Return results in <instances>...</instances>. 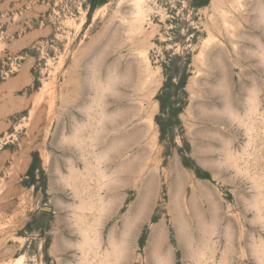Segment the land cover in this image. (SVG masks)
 I'll return each mask as SVG.
<instances>
[{
    "label": "rangeland",
    "instance_id": "obj_1",
    "mask_svg": "<svg viewBox=\"0 0 264 264\" xmlns=\"http://www.w3.org/2000/svg\"><path fill=\"white\" fill-rule=\"evenodd\" d=\"M0 116V264H264V0H0Z\"/></svg>",
    "mask_w": 264,
    "mask_h": 264
},
{
    "label": "crops",
    "instance_id": "obj_2",
    "mask_svg": "<svg viewBox=\"0 0 264 264\" xmlns=\"http://www.w3.org/2000/svg\"><path fill=\"white\" fill-rule=\"evenodd\" d=\"M2 121H3V118L0 116V123H3Z\"/></svg>",
    "mask_w": 264,
    "mask_h": 264
},
{
    "label": "trees",
    "instance_id": "obj_3",
    "mask_svg": "<svg viewBox=\"0 0 264 264\" xmlns=\"http://www.w3.org/2000/svg\"><path fill=\"white\" fill-rule=\"evenodd\" d=\"M94 7H95V5H94V3H93V5H92V10L94 9Z\"/></svg>",
    "mask_w": 264,
    "mask_h": 264
}]
</instances>
